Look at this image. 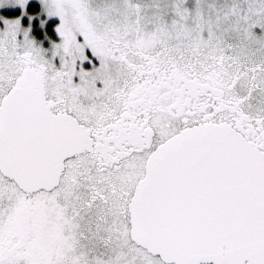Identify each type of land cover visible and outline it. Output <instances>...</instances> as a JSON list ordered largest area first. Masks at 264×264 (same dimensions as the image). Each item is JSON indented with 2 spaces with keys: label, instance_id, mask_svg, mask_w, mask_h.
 Returning <instances> with one entry per match:
<instances>
[{
  "label": "snow or ice",
  "instance_id": "6c2138e0",
  "mask_svg": "<svg viewBox=\"0 0 264 264\" xmlns=\"http://www.w3.org/2000/svg\"><path fill=\"white\" fill-rule=\"evenodd\" d=\"M41 5L59 42L0 30V264H264V0Z\"/></svg>",
  "mask_w": 264,
  "mask_h": 264
},
{
  "label": "rangeland",
  "instance_id": "374dc122",
  "mask_svg": "<svg viewBox=\"0 0 264 264\" xmlns=\"http://www.w3.org/2000/svg\"><path fill=\"white\" fill-rule=\"evenodd\" d=\"M31 3H37L40 5V9H41L40 13L34 15V14H31L29 12L28 8H29V5ZM29 17H32V19L30 20ZM16 18L20 19V23L24 28H29V26H30V28H31L30 35L33 38H35V40L42 41L43 46L45 48H48L50 46L49 39H45L46 31H43L44 36L42 38H37L33 35L32 24L35 22V20H38V21L45 20L46 21V23L43 27H41V24H40V28H42V30L47 29L49 21H52V20L56 21V23L52 26V28L54 30V36L53 37L48 36V37L50 38L51 41H55V42H59L61 39L59 37L57 31H56V28L60 23L59 17L58 16L48 17L47 14L42 11L41 0H27V4L23 7L19 4H17L15 2V0H7V2L0 3V30L4 29V27H5L4 21L5 20H14ZM255 31L257 33H260L261 29L256 28ZM83 64H84V62H83Z\"/></svg>",
  "mask_w": 264,
  "mask_h": 264
},
{
  "label": "flooded vegetation",
  "instance_id": "af4514ba",
  "mask_svg": "<svg viewBox=\"0 0 264 264\" xmlns=\"http://www.w3.org/2000/svg\"><path fill=\"white\" fill-rule=\"evenodd\" d=\"M53 21L54 20L49 21L48 22L47 29L46 30H42V28H40V21L35 20V22L32 24V29H33L32 32H33V35L35 37H37V38L38 37L39 38H42L44 36V32L43 31H46V33L48 34V36L53 37L54 36V30H53L52 26L56 23V21H54V23H53ZM85 54L87 56L91 57L92 60L96 64L99 63L98 59L92 56V53H91V50L90 49H86ZM83 67H84L85 70H91V68L93 67V64L90 63L88 60H85L84 61V64H83Z\"/></svg>",
  "mask_w": 264,
  "mask_h": 264
},
{
  "label": "trees",
  "instance_id": "16d2710c",
  "mask_svg": "<svg viewBox=\"0 0 264 264\" xmlns=\"http://www.w3.org/2000/svg\"><path fill=\"white\" fill-rule=\"evenodd\" d=\"M29 12L31 13V14H38V13H40V5L39 4H37V3H31L30 5H29ZM53 23H54V21H53ZM39 38V37H38Z\"/></svg>",
  "mask_w": 264,
  "mask_h": 264
},
{
  "label": "water",
  "instance_id": "95a60500",
  "mask_svg": "<svg viewBox=\"0 0 264 264\" xmlns=\"http://www.w3.org/2000/svg\"><path fill=\"white\" fill-rule=\"evenodd\" d=\"M201 264H212V262L211 261H209V262H201Z\"/></svg>",
  "mask_w": 264,
  "mask_h": 264
}]
</instances>
